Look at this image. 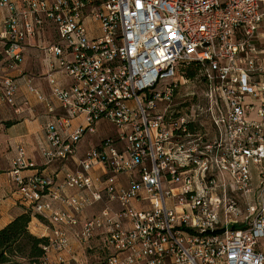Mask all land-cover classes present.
Listing matches in <instances>:
<instances>
[{"label": "built area", "instance_id": "2783aa9c", "mask_svg": "<svg viewBox=\"0 0 264 264\" xmlns=\"http://www.w3.org/2000/svg\"><path fill=\"white\" fill-rule=\"evenodd\" d=\"M0 12V55L20 63L37 40L69 80L50 81L63 112L38 151L75 169L57 182L18 147L9 171L50 230L39 264L71 254V238L85 262L97 247L96 264H264V0H0ZM188 68L205 87L207 137L167 109ZM3 86L12 104L16 85ZM103 120L115 134L78 157Z\"/></svg>", "mask_w": 264, "mask_h": 264}, {"label": "crops", "instance_id": "0c3cea01", "mask_svg": "<svg viewBox=\"0 0 264 264\" xmlns=\"http://www.w3.org/2000/svg\"><path fill=\"white\" fill-rule=\"evenodd\" d=\"M2 13L0 12V32H1ZM46 44L49 42V35H45ZM38 41L35 40L25 47L22 54V61L14 63L5 59L6 67L11 72L6 76L0 77V112H14L23 114L15 124L8 126L0 131V144H6V149L0 154V168H4V173L0 174V229L7 225L16 216L27 210V204L18 200L19 192L9 176L12 161L16 156V149L22 147L26 157L30 160L37 171L44 175L53 176L57 182L63 178L67 170H74L75 165L71 160H56L52 164L46 165L39 154L38 148L45 144L43 128L46 123L62 115V108L51 97L50 81L53 80L60 87H67L69 80L61 76L57 71L54 62H47L41 50L37 48ZM3 44L0 41V53ZM10 79L16 85V91L12 98V104L7 103L4 93L3 82ZM29 87L35 89L37 94L31 93ZM43 99V100H42ZM18 104L17 107H15ZM6 106V107H5ZM15 107L12 111L7 108ZM11 115V113H10ZM80 120L74 121V125ZM96 132V128H95ZM2 148L0 147V150ZM83 154L78 153L81 157ZM1 170V169H0ZM36 171V172H37ZM33 172L28 170L22 172L23 176L31 175ZM124 180L123 178H120ZM96 204L86 212V216L92 215L101 208ZM28 229L31 234L37 237H47L50 230L46 224L32 217ZM98 240L95 239L94 246H97ZM71 254L67 252L57 253L50 249L45 256L47 264H92L94 253L89 252L88 260L85 262L82 249L74 239H70ZM62 256L63 262L58 263L57 257Z\"/></svg>", "mask_w": 264, "mask_h": 264}, {"label": "rangeland", "instance_id": "374dc122", "mask_svg": "<svg viewBox=\"0 0 264 264\" xmlns=\"http://www.w3.org/2000/svg\"><path fill=\"white\" fill-rule=\"evenodd\" d=\"M6 67L5 57L0 55V77L6 76L10 73ZM186 74V73H185ZM183 80L177 78L176 82H179L178 88L175 90L171 102H169L168 111L171 110L174 116H184L188 115L191 119L195 120V124L192 129L193 132L197 134H206L205 136H209L211 130L209 127V121L207 118V114L204 113V109L206 107V100L203 98L205 87L202 82L198 81L196 77L189 78L186 75L182 76ZM171 83L170 80L166 82H161L156 88V91L163 93L165 88ZM18 104L15 106L17 107ZM159 108L163 109L165 106L164 103H158ZM6 107V106H5ZM15 107L7 108L11 109V111ZM13 108V109H12ZM11 113V115H10ZM23 114H16L14 112H0V131L4 128L10 126L11 123H15L18 119L22 118ZM200 125V126H199ZM95 133H86L83 138L80 140L78 144V153L86 154L92 148H95L99 142L108 136H113L115 134L114 128L107 121H100L96 126ZM205 137V138H206ZM2 148L0 150L3 151L6 149V144H0ZM0 174L4 173V168H0ZM254 180L252 184L257 181L255 170L252 171ZM243 208V206H242ZM243 211V210H242ZM32 220V219H31ZM257 249L264 254V239L260 240L257 244ZM97 260L94 258L92 264H96Z\"/></svg>", "mask_w": 264, "mask_h": 264}, {"label": "trees", "instance_id": "16d2710c", "mask_svg": "<svg viewBox=\"0 0 264 264\" xmlns=\"http://www.w3.org/2000/svg\"><path fill=\"white\" fill-rule=\"evenodd\" d=\"M194 75L192 69L186 70L187 77ZM31 219V212L24 210L0 229V264H39L44 257L43 248L49 245L48 238L30 233L28 226ZM37 219L43 223L40 217Z\"/></svg>", "mask_w": 264, "mask_h": 264}]
</instances>
